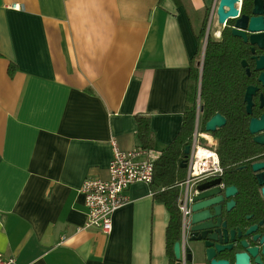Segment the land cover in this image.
Returning <instances> with one entry per match:
<instances>
[{
    "label": "crops",
    "instance_id": "0c3cea01",
    "mask_svg": "<svg viewBox=\"0 0 264 264\" xmlns=\"http://www.w3.org/2000/svg\"><path fill=\"white\" fill-rule=\"evenodd\" d=\"M215 4L0 0V254L18 264H170V215L150 185L130 187L109 235L85 229L81 189L109 179L112 140L140 148L136 117L150 118L157 157L178 136Z\"/></svg>",
    "mask_w": 264,
    "mask_h": 264
},
{
    "label": "flooded vegetation",
    "instance_id": "af4514ba",
    "mask_svg": "<svg viewBox=\"0 0 264 264\" xmlns=\"http://www.w3.org/2000/svg\"><path fill=\"white\" fill-rule=\"evenodd\" d=\"M262 1L259 15L254 16L256 0H238L236 16L222 25L216 15L214 18L210 38L217 44V57L229 65L227 70L213 72L215 85L209 88L213 106L207 108L202 95L198 104L201 133L210 111L209 121L217 115L226 121L215 132L205 133L213 138L222 174L197 186L198 204L206 208L203 223L193 226L194 231L186 237L185 264H236V257L248 250H255V255L248 254L250 264H264V169H253L264 165V128L254 134L250 131L252 121L264 126ZM244 16L261 19L262 28L250 31L247 19L241 20Z\"/></svg>",
    "mask_w": 264,
    "mask_h": 264
},
{
    "label": "built area",
    "instance_id": "2783aa9c",
    "mask_svg": "<svg viewBox=\"0 0 264 264\" xmlns=\"http://www.w3.org/2000/svg\"><path fill=\"white\" fill-rule=\"evenodd\" d=\"M240 6V5H239ZM19 9V6H12ZM113 158L109 164V179H87L81 189L87 208L85 229H97L109 235L113 231L114 214L130 203L128 191L136 183L150 185L154 180L155 162L159 158L154 152L135 149L122 152L115 140L111 141ZM213 138L200 131L199 104L191 154L187 159L185 178L176 187L179 189L178 207L182 215V236L184 243L189 233L194 198L201 181L210 180L222 174V167ZM144 157L139 161L138 158ZM0 264H18L16 258L0 254Z\"/></svg>",
    "mask_w": 264,
    "mask_h": 264
},
{
    "label": "trees",
    "instance_id": "16d2710c",
    "mask_svg": "<svg viewBox=\"0 0 264 264\" xmlns=\"http://www.w3.org/2000/svg\"><path fill=\"white\" fill-rule=\"evenodd\" d=\"M206 24L207 21L198 37L201 45L200 50L191 63L187 107L183 117L181 131L172 144L167 147L156 160L154 180L150 184L154 198L158 202L164 204L170 215L169 224L166 230L167 254L170 258V264L177 263L174 255V246L177 242L181 241L182 236V215L178 207L180 191L176 185L186 176V169L183 168V164L187 161L188 157L185 155V150L188 146H191L193 141L198 98L201 94L202 98L205 97L206 107L209 108L210 106H213V100L211 99L213 93L209 91V88L215 85L213 83V72L215 70H227L229 65L227 60H222V58L217 57V44L209 38L201 77V72L196 67L195 60L199 54H202ZM13 71L14 67L11 66L9 74L13 75ZM200 84L201 92L199 87ZM212 114L213 111H210L208 116H206L207 119L202 127L203 133H208L206 131V124ZM136 122L138 126L137 135L141 145L140 148L149 151L153 150L156 141L151 129L150 118L138 116L136 117Z\"/></svg>",
    "mask_w": 264,
    "mask_h": 264
},
{
    "label": "water",
    "instance_id": "95a60500",
    "mask_svg": "<svg viewBox=\"0 0 264 264\" xmlns=\"http://www.w3.org/2000/svg\"><path fill=\"white\" fill-rule=\"evenodd\" d=\"M238 0H216V4L211 11V17L216 15L218 18V22L220 25L224 24L226 20L230 17L236 16L237 15V10H236V2ZM261 8H263V1L262 0H256V7L254 10V16L259 15L262 13ZM247 19L248 21V26L250 31H258L262 28V23L261 19H256V18H249V17H242L241 20ZM211 21V20H210ZM239 35V33H236ZM208 37L205 39V44L203 47V61H202V71H201V77L203 73V68H204V60H205V53H206V48L208 45ZM200 90H201V84H200ZM201 92V91H200ZM201 94L199 95V97ZM264 121V119H263ZM225 119L222 118L220 115L215 116L213 119H211L207 124H206V131L208 133H212L216 131L217 127H222L225 125ZM264 126H262L261 123H258L256 121H252L251 126H250V131L254 134L257 131L263 129ZM191 152V146H188L185 150V155L186 157H189ZM183 168H187V161L183 164ZM255 172L260 171L261 169H264V165H254L253 167ZM264 193V189H263ZM229 191L225 193V197L228 198ZM206 198V197H205ZM201 199L197 198V196L194 198L193 201V206L192 205V215H191V221H190V228H189V233L188 236L191 235L190 233L194 231L192 229L193 226L200 225L203 223L204 219L202 217L204 213V209L206 208L205 206H199L198 202H200ZM194 207V209H193ZM184 241H179L175 244L174 246V255L177 260L176 264H185V256H184ZM248 254L250 255H255V250H248ZM248 254H241L236 257V264H250V257ZM257 263H260V260H257ZM211 264H228L227 262L221 261V262H216L213 261Z\"/></svg>",
    "mask_w": 264,
    "mask_h": 264
},
{
    "label": "rangeland",
    "instance_id": "374dc122",
    "mask_svg": "<svg viewBox=\"0 0 264 264\" xmlns=\"http://www.w3.org/2000/svg\"><path fill=\"white\" fill-rule=\"evenodd\" d=\"M214 18H215V16L212 19L211 13L209 15H207V17H206L207 24H206V31H205V36H204V44H205V39L208 37V40H209V38L214 34V26H215ZM204 44H203V47H204ZM203 47H202V54H199L195 60L196 61V67L200 70V72L202 71L201 70L202 69L201 63L203 61ZM197 111H198V105H197ZM197 111H196V117H197Z\"/></svg>",
    "mask_w": 264,
    "mask_h": 264
}]
</instances>
